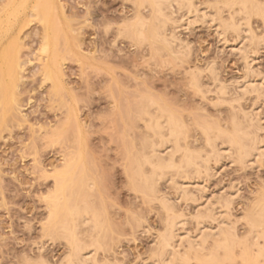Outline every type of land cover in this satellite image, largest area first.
I'll list each match as a JSON object with an SVG mask.
<instances>
[{
	"label": "rangeland",
	"instance_id": "obj_1",
	"mask_svg": "<svg viewBox=\"0 0 264 264\" xmlns=\"http://www.w3.org/2000/svg\"><path fill=\"white\" fill-rule=\"evenodd\" d=\"M222 1L196 0L199 8H203L204 12L213 13V9L217 10L219 8L222 19H224L223 17L228 19L227 16L231 12L228 13L229 8L224 6ZM8 2V0H0V13ZM54 2L56 5L55 10H58L57 18L60 19V23L63 25H61L63 33L65 34V37L61 40L66 38L63 42L60 41L58 43V47L56 45V49H58L57 56L59 55L60 59H63L60 60L62 61L61 65L59 64L60 61L57 65L58 69L62 70L59 71V74L63 72L59 75L60 88L62 86L63 88L61 89L64 90V92H60L62 94L57 95L56 92L58 93L61 89L59 88L60 90L56 91L51 88L50 80L46 81L47 79H43V73L45 72L42 71V68L47 63L48 60L46 61L45 59L46 57L48 58L49 54L45 55L40 48H42L44 32L47 34L50 31V28H47L50 27L48 26L50 23H44V25V21L38 20L39 18L36 14L34 15L35 11L30 9L32 1L28 2L22 11L21 21H24H22L21 27L20 24L14 27V34L17 30L18 37L20 34V39L17 41L19 42L17 44L18 49H16L19 54L20 65H22V67L20 66L22 70H19L22 78H19L21 82L17 81V89L15 88L16 92L14 91L15 100L17 99L14 105L16 107L18 104V107H12L14 110L10 109L11 113H6L5 117L2 118L3 121H0V264H40L43 261L44 263L60 264L65 260L66 255L69 254L70 248L66 241L58 236L60 235L58 234L59 232L56 234L58 238L55 234H52L55 237H49V235H46L47 232L44 227L45 225L47 226L46 216L48 214L49 197L53 196L52 193L55 189L54 176L56 177L57 170L63 167L62 165L66 162L65 159L70 158L71 153L69 154V152L73 151L76 146L72 147L75 144L84 145L83 147L78 146L81 149L77 148V151L81 152V156L86 151L81 160L83 165L88 168L87 170L85 167L86 172L90 169L89 175L95 181V186L90 192L92 197L88 196V199H91L90 201L87 199V201L93 203L91 205L92 209L96 208L99 211L98 213L101 214V220L103 221H101L103 223L102 228L98 231L99 233L97 232L100 235L98 236L101 245L95 251L97 261L100 260V264H144L146 261V264H153L150 260L149 255L151 253L149 250H151L150 247L154 243L153 240H155L157 232L162 230V224H164L162 213L164 212L158 205V200L149 202L147 198L150 195L143 197L145 194L142 195V192L138 190L136 192L132 189L130 186L132 182L127 172L129 162L128 166H126L127 161H130L131 153L134 154L140 144V147H142V140H140L141 136L139 135L142 133L147 137L146 134L151 133L148 130H144L146 127H144L145 125L143 126V123H145L147 118L143 119V117L139 116L142 115L139 109L142 110L141 106L145 105L139 100L143 98L139 97L147 94L152 95V98L159 99V101L157 99L154 101L158 104L160 103V107L165 104L167 110H171L169 112L176 114L177 119L181 117L183 126H186L185 128L182 127V129L187 131L184 133H187L188 144L192 143L190 145L191 148L193 146L197 147L196 149L193 147L194 150L205 147L202 141L205 138L202 136L203 133H200L201 128L200 130L198 128V125L200 126L202 123L201 119L203 122L209 120L210 124H217L219 127L223 124L224 126L222 127L226 128L228 125L226 120L228 121L230 112V107L228 109V106H230V101L234 99L237 100L239 98L240 100L237 102L233 101L234 103L231 102L233 104L231 106L236 105L235 107L238 110L240 109L239 112L233 107L235 111L237 110L236 114L239 113V117L240 115L242 117V109L247 112L255 105L254 108L259 109L257 110L260 112V117L263 118L261 124L264 127V95H261L264 91L261 89L262 91L260 90L259 94L263 101L258 96L255 97V92L242 96V91L237 90L238 88L236 89L235 87L236 83H234L244 76L242 75L244 73L242 60L244 59L243 55L246 54L254 60L251 62L254 73H250L249 77L256 81H259L261 77L264 80V36L262 34L264 32V21L261 16L256 14L249 17V21H247V15L237 14L238 6H234V11L237 10L236 16L234 13L232 14L236 18L235 22L244 24L242 27L248 22L249 28L244 31H235V33L232 30H224V41L218 42L215 26L211 27L209 23H202V19H198L200 13L197 19L195 18L194 22L189 25L188 30L177 28L175 20L180 19V14L184 9L180 10L175 3H172L171 9L167 8L164 11L165 13L167 11L165 16L169 15L170 19L169 21L167 19L168 23L165 22V28L163 27L164 30L162 29V31L169 38L168 35L172 30L173 33L171 32L170 35L175 33L174 35L178 36L177 38L181 42L183 41V47H185V49L183 47L180 48L182 51L178 50L179 52H177L179 46L177 45V47H174L177 53L174 52L176 54H173L168 51L169 48H164L166 46L164 44L162 46L160 42H152L151 44L154 45L147 41L140 45L136 42L138 44L136 45L135 41L124 37V33L122 36V32L126 30V27H124L125 30L122 28L123 25L131 21V16L134 17L133 14L136 11L135 8H137V6L134 7L135 3L133 5V0H54ZM145 5L146 7H144ZM140 9L141 13L143 12V15H146L147 19L150 20L152 13H149V11L151 12L149 6L144 4ZM229 10L233 12L232 9ZM59 14H61V17ZM62 17L67 22H64ZM25 22L26 24L28 22V24L24 25ZM153 22L155 23L154 19ZM64 24L67 25L65 26ZM44 26L47 30H45ZM119 27L121 30H119ZM118 30L120 31L118 35H121L117 38L116 31ZM244 32H246L248 37L246 34L243 35ZM250 32L254 39L250 36ZM64 42H66L65 45ZM239 47L244 53H239L237 50ZM64 49L67 52H64ZM59 56L55 60H59ZM89 62L92 63L90 64ZM210 67L215 70L216 74L218 73L216 76L218 77L217 80H213L209 71H207L211 69ZM191 72L195 73V76ZM190 75L198 77L196 80L199 85H197L198 88L193 83L191 86L189 85L195 81L191 79ZM222 86L225 88L223 96L218 92ZM54 91L56 92L53 93ZM231 92L233 93L231 94ZM239 94L242 95L240 96ZM218 97L223 100H218ZM72 98H74L75 106ZM224 99L226 100L224 101ZM137 101L139 102L138 105L142 104L139 108L137 107ZM221 101H224V104ZM152 107L154 109V106H151V110H148L151 113L153 112ZM136 111L140 112V114ZM8 114L10 115L8 116ZM174 114L172 115L174 116ZM65 117L67 120L69 119L70 123L73 118L78 121L75 124L76 128L82 126L77 128L80 131L78 133V142L74 140L75 136H73L74 138L72 137L76 133L67 134L66 131L69 129L67 128V124H69L67 121V124L64 123L62 127H59L60 131L63 132L59 131L60 135H57L59 129L55 128H58V124H63L64 120H66ZM194 120L199 121V124ZM77 123L79 124L78 126ZM73 125L74 122L68 127ZM75 127L73 126L72 128L74 129ZM54 129L55 132L57 131L55 134H53ZM70 130H68L69 133ZM51 131L53 132L51 133ZM51 134L55 136L53 137ZM61 134L63 135L61 136ZM259 134L264 139L262 130ZM144 136H142V139ZM152 136L150 137L151 141L153 140ZM165 136H167L165 138H168V135ZM156 137L153 136L154 139ZM53 138L55 140H51ZM72 138L75 143L71 142L73 141ZM157 138L155 139L156 141L159 140ZM219 139L216 140L218 148H220V145L223 146L224 142H221L223 138ZM126 145L128 149H131L129 157L126 155L128 151ZM206 147L208 146L206 145ZM139 149L137 150L138 153L137 151L135 153L136 156L141 151V148ZM160 149L162 154L164 147ZM167 149L170 150V147ZM205 149L208 150L207 148ZM169 150L167 153H170ZM147 151L150 152V150ZM204 151L200 152L199 150L201 157H203ZM233 151L230 152L229 150L230 153H233L230 154L228 152L229 155L224 152L222 155L224 157H222L220 165L217 167L214 166L215 162L210 161V165L216 168V175L212 176L211 172H209L211 176L202 175L203 178L198 175L203 181L197 177V174L195 176L194 173H189L190 175L188 176L187 173L189 171L184 175L182 174L184 172L178 173L182 174L184 178L177 174L173 176L174 174L172 173L167 174L166 178H174L169 181L173 182L175 180L176 182L178 180V184L181 182L184 184L186 179L189 178L184 185L188 186L197 197L199 196L196 194L194 184L201 183L204 186L206 185V196L211 201H213L212 199L215 201V197L218 195L220 196V194L232 190L231 188L235 189V194H233L234 196L229 206L230 209H224L225 207H222L224 205L222 199L220 200V210L223 213L221 212L219 215L226 218V223L228 221L233 223L238 234L242 235L248 230V225H246L248 218L255 216L260 206L264 203V158L263 160L259 158L260 165L257 158L256 165V159L252 164H250L251 161L247 162L246 160L238 162L237 154L235 155L236 152L234 153ZM209 153L207 151V154ZM207 154H204V156ZM166 156L168 157V155ZM178 156L180 154H177V159ZM233 157L234 159H232ZM84 162L86 163L84 164ZM131 165L130 167L132 168L133 165ZM147 167H145L146 169L142 167L143 170H146V173L149 169ZM131 171L129 172L130 174L132 173ZM190 172L192 171L190 170ZM170 174H172L171 178L168 177ZM166 178L157 182V190L160 189L159 194H157L158 196L164 194V196L171 198L170 200L175 201L173 185L168 180L165 181ZM181 178L186 179L181 181ZM183 201L180 200L175 203V210L178 209V212L179 210L182 211L188 217L189 213L194 212L195 206L191 201ZM98 216L100 215L98 214ZM192 222V220L188 219L185 223V228L193 231L194 224ZM213 224L216 225L215 222L212 223V226H214ZM80 238L84 240L83 242H89L84 232L80 234ZM87 243L85 242V244ZM259 244L262 248L260 261L261 264H264V242L262 239H259ZM237 264L240 263L238 262Z\"/></svg>",
	"mask_w": 264,
	"mask_h": 264
},
{
	"label": "bare ground",
	"instance_id": "obj_2",
	"mask_svg": "<svg viewBox=\"0 0 264 264\" xmlns=\"http://www.w3.org/2000/svg\"><path fill=\"white\" fill-rule=\"evenodd\" d=\"M8 1L9 2L3 7V10L1 9L2 11L0 13V108H1L0 121L2 120L3 117H5L6 113H9V112L11 113L10 109L18 107V104L16 107L14 105V104H16L15 101L17 100V99L15 100L14 91L16 92V89H17V87H16L18 84L17 81H19V78L20 79L22 78V76H20L21 73L19 72L22 65H20L21 62L19 61L20 58L18 56L19 54L17 51V49H18L17 44L19 43L17 41H19V39H20V34L18 37L17 36L18 30L14 34V29H15L14 27L18 24H20V27H21L22 21H24V20L21 21L22 11L26 7L27 3L30 1H32V6L30 9L35 11L34 15L36 14V16L39 18V19L38 18L37 19L39 21L42 20V22L44 21L43 24L44 23H50V25H48L50 27H47V28H50V31L47 32V34H45V32L43 31L44 32L43 42L44 41L45 42L44 43L42 42V46H41L42 48H40L41 52L43 51L45 55L46 54L47 55L49 54V56L51 55L50 60L48 59L49 58V56H48V58L46 57V59H45L46 61L48 60L47 63L46 64L44 63L45 65L42 64V65H44V67L42 68V71L45 72V73L42 72L44 75L43 79L44 80L47 79L46 81L50 80L51 81V88L55 89L56 91H59L61 88H63L62 86L60 88V83H59L60 82L59 75H61L63 72H60L61 74H59V71H62V70L61 69L59 70L58 66H57L59 61L63 60V59H60L59 55H58L59 60L56 59L57 60L56 61L55 58L58 57L57 56L58 49H56L58 47V43L60 41L63 42L66 38L64 40H61V39H63V37H65V34L63 33V28H62L63 25L60 23V19L57 18L58 17V14H57L58 10L57 11L55 10L56 5H55L54 0H8ZM222 2H223L224 6H227L229 9L233 10V12H232L231 10L228 9V13L231 12L228 14L229 16H227L228 19H225V17H223L224 19H222L221 12H220L219 8H217V10H214V9H213V11L211 10L213 13L204 12V10H202L203 8H201V7L199 8L196 0H133V5L135 3L134 7L137 6V8H135V10L137 12L134 10L135 11V13L133 14L134 17L130 15L132 17L131 21L133 20L132 22L128 21L126 19L130 23L127 22V24L123 25L122 28L126 27V30L124 28L125 32L121 31L122 36L125 34L124 37H127V39L130 38L131 40L135 41L136 45H138L137 43H139V45H140L146 41L150 44L152 42L153 43L154 42H160L162 44V46H163V44H164V46H166L164 48H169V50L168 49H166V50H168L170 53L176 54L177 52H179L178 50H181L180 48L183 47V43H182L183 41L181 42V40H179V38H177L178 36L176 37L174 35L175 33L170 35L172 30L170 31V33L168 32L169 38H167V36L164 34L165 32L162 31V29L164 30V28H165L164 27V25L166 24L165 22H167V19H168V21L170 19V17H168L169 15L165 16L167 11H166V13L164 11H165V9L170 8L172 3L173 4L175 3L180 10L184 9V11L180 14V19L179 20L177 19L178 21L175 20L177 22L176 23L177 28L180 27L183 30H188L189 25L192 22H194L195 18L197 19V17L199 16V13H200V17H198V19H202V23H204V24L209 23L211 27L215 26V31H216L215 33H216L218 42L224 41V36H223L224 30H232L234 33H235V31L238 32L240 30H242V31L248 30V28H249L248 22H246L245 23L246 25L243 27H242V25H244V24H240L238 22L237 23L235 22V19H236L235 13L237 12V10L234 11V8L237 6H238L237 7L238 8L237 14L247 15L246 16L247 21H249L248 18L253 16V14L261 16V19L264 21V0H261V1L260 0L259 1L258 0H224ZM56 4H58V3H56ZM144 4H147V6H149V8L151 9V12L149 11V13H152L151 14L152 16L150 15V20L152 19L151 21L147 19L148 17L146 15H143V12L141 13L140 8ZM144 7H146V5ZM55 11H56V13H55ZM208 11H210V10H208ZM233 13L235 16L232 15ZM55 14H57V15H55ZM59 15L61 17V14H59ZM153 19L155 20V23L153 22ZM63 20H64V18H63ZM63 20H61V22H63ZM239 20H241V19H239ZM28 21H30V20L28 19ZM65 21L66 20H64V22ZM27 24H28V22H27ZM27 24L25 22L24 25H27ZM43 24H42V26H43ZM65 26H64V28H65ZM44 27H43V30H44ZM47 28L45 27V30H47ZM119 30H121L120 27H119ZM119 30L116 31L117 38L119 35H121V34L118 35V32H120ZM71 31H73V30H71ZM160 31H162L163 33ZM165 31H167V30H165ZM249 31H250V29H249ZM19 32H20V28H19ZM240 33H238V34H240ZM244 34H246V32H244L243 35ZM262 34L264 36V32H262ZM246 35L244 36L245 39H246ZM252 35H253V33H252ZM73 36H75V35L73 34ZM250 36H251V32H250ZM247 37H248V35H247ZM251 37H252V39H254L253 36H251ZM70 38H71V36H70ZM242 39H244V38L242 37ZM177 40L180 42H178ZM175 42H177L178 44ZM73 43L75 44V42H73ZM65 44H66V42H64V45ZM68 44H69V42H68ZM74 44H71V45H73L74 47H77ZM56 45H57V47H56ZM151 45H154V44H151ZM177 45H179V46L182 45V46L181 47L178 46L179 49L177 48V52H176V48L174 49V47H177ZM184 46H185V43H184ZM152 47H155V46H152ZM60 48H63V47H60ZM65 49H67V48H65ZM65 49H64V52H67V51H65ZM183 49H185V47H183ZM237 50L239 51V53L242 52L240 47ZM153 52H154V50H153ZM174 52H176V53H174ZM183 53H184V51H183ZM242 53H244V52H242ZM250 53L252 54V52H250ZM82 55H85V54H82ZM243 56H244L243 57L244 61L242 60V62L244 63V65H243L244 66L243 67L244 73L242 75H244V76L239 81L234 82V83H236L235 87H236V89L238 88L237 90H239L240 92L242 91L241 92V93H243V95L241 94L242 96H244L245 94H248V93H254L255 92L254 93L255 97L258 96L260 98V96H259L260 90L262 89L264 91V83H263L264 80L262 79V77H261V79L263 81L261 79H259V81L258 80L257 81L252 80L249 77L250 73H252V72L254 73V70L252 69V66H251V62H253L254 60L248 54L243 55ZM84 60H86V59L84 58ZM61 62L62 61H60V63H59L60 65H61ZM94 65H96V64H94ZM100 66H101V64H100ZM210 68L211 69L207 68V69H209L207 71H209L211 78H213V80H215V79L217 80L218 77H216V76L218 73L216 74L214 72L215 70H213L212 67H210ZM100 69H101V67H100ZM257 71H258V69H257ZM258 72L260 73V71H258ZM192 75L195 76V73L194 74L192 73ZM192 75H190L191 79L193 81L194 80L195 81L191 82L192 81L191 80L190 81L191 84H189V85L191 86L193 83V85L198 88L199 85H198V82H196L198 77L196 78V77H193ZM197 75L199 76V74H197ZM192 77L195 79H193ZM255 79H257V78L255 77ZM19 82H21V81H19ZM199 82H201V81H199ZM194 83H196V84H194ZM194 86H192V87L194 88ZM224 89L225 88H223V86H222V88L218 91L222 94V96H223V94H225ZM236 89H235V91H236ZM56 91H54L53 93H55ZM61 91L64 92V90L61 89L58 93L56 92V94L57 95L62 94V93H60ZM226 93H227V91H226ZM232 93L233 92H231V94ZM139 94H142V93H139ZM139 94H138V96H140ZM261 95H264V92ZM13 96H14V99H13ZM142 96H140L139 98H143V99L142 100L139 99V100L141 101V103H143L145 105L144 106H141L142 104L138 105L139 102L137 101V107L138 108H139V106L142 107L141 108L142 110L139 109V111H141L142 115H139V116L143 117V119L147 118L146 121L143 120L142 118L141 119L143 121H145V123H143V126L145 125L144 127H146V128H144V130L145 131L148 130L151 133L150 134L145 133L147 135V137L144 136L142 133H141L142 135L141 134L139 135V136H141L140 140H142V147H140L141 144L139 145V148H141V151L139 153L140 155L139 154H137V156L135 155L136 151L140 150L139 148L133 154L130 151L131 149H128V146L126 145V148L128 150L126 155H128V157H129V155L131 153V155L129 157L130 161H127L126 166H128V162H129V166L127 167L129 169L127 172H128V175L130 176V179H131V180L130 179L129 180L132 182V183L129 182L132 189H134L136 192H137V190L142 192L143 193L142 195L145 194L143 197H145V196L147 197L150 195V197L147 198V199H149V202L150 201L152 202V200L153 201L158 200L157 201L159 203L158 205L160 206L161 209H163V211L162 210L161 211L164 212V213H162L164 216V217H162L164 220V224H162V226H163L162 230H159L157 232V234L155 236L156 238L154 237L155 240H153L154 243H153V245L151 244V246H152V247H150L151 250H149L151 253V255H149L151 263H153V264H191V263H193V264H237L239 262L240 264H261L260 257L262 256V248H261V246H259L260 245L259 239H262L264 242V203L260 206V208H259V210L255 216H253V217L251 216L250 218H248L247 224H246V225H248V230L246 231L247 233L245 232V234L239 235L234 224L230 223L229 221H228V223H226V221H225L226 218L219 215L222 212L220 210L221 206L219 205L220 200L222 199V202L224 204V205H222V207L224 206L225 207V208L223 207L224 209H226V208L230 209L229 206H230L231 200L234 196L233 194H235V191H234L235 189L231 188L232 190H228L227 193L225 192L224 194H220V196L218 195L219 197L218 196L217 197L220 199L215 197V201H214V199H212L213 201H211L206 196V192H207L205 189L206 185L204 186L201 183H200L201 185L200 184H196V185L194 184V188L196 189V192H197L196 194H198L199 197H197V195L193 194V191H191L188 188V186L184 185V184H186L187 180L189 179L187 177V175L189 176L192 173H194L195 176L197 174L198 178L200 175H201V177H202V175H205V176L210 175L209 172H211L212 176L214 174L216 175V172H215L216 168H214L212 165H210L209 162L213 161V162H215L214 166H216V167L219 166L222 157H224V156H222L223 153L224 152L228 153L229 150H230V152H232L233 150H234L233 151L234 153L236 152L235 155L237 154L236 157L238 158L237 160H239L238 162H240L241 160H243L241 162H244L246 160L247 162L251 161L250 164H252V163H254V160L257 158L258 163L260 165L261 162H259V160H260L259 158H261V160H263V158H264V139H263V137H261L262 133L259 134V132H261V130H262V132H264V127L261 124V120L263 118L260 117V112L258 111L259 109L257 108L258 105L256 106V108L258 110L254 108L255 107L254 104H253L254 105L253 108L252 109L250 108L251 109L250 111L245 112L242 109L241 110L242 117L240 115V117H241L240 118L238 116L239 113L236 114L237 113L236 111L238 110L235 107L236 105L231 106V105H233L231 102H233V101L237 102L239 100V98L237 100L234 99L233 101L229 100L230 106H228V109L230 107V112L228 115V121L226 119H224V120H226V122L228 124V125L227 124L226 125L229 126V127L226 126V128L222 127V126H224L223 124H222V126L220 125V127H219V125L217 126V124H215L216 125V127H215V125L210 124L208 122L209 120H207V122L209 123L208 124L206 122V120H205V122H206L205 123L201 119V122L203 124L201 123L200 126L198 125V128H199V130L201 128L200 133L201 134L203 133L202 136L205 138V140L204 139L202 140L204 142L203 146L205 145V147H201V148H198V150H194L193 147H195V149L197 147L193 146L191 148L190 145L192 143L190 145L188 144L189 140L186 139L188 137L187 133H184L187 131H186V129H182V127L185 128L186 126H183L181 117L179 118L180 119V121H179V119L176 118L177 117L176 114H174L173 112H169V111H171L169 109L167 110L165 104H162L164 106V107L162 106L163 107V109H162V107L159 106L160 103L158 104L157 102H155L157 98L156 99L152 98V95L150 96L147 94L145 96L144 95H142ZM219 98H221V97H218L217 99L223 100V99H219ZM72 99H73L72 100V102H73L74 98H72ZM225 100L226 99H224V101ZM257 100H259V99H257ZM261 100L263 101V99H261ZM157 101H159V99H157ZM224 101H221V102H223V104H224ZM145 102H147V103H145ZM228 104H229V102H228ZM257 104H259V103L257 102ZM74 106H75V103H74ZM151 106H154V109L156 110V112H155L156 114L154 113L155 110L153 109V107H152V109H153L152 113L153 114L151 113V111L150 112L148 111L149 109L151 110V108H150ZM231 107L232 108L234 107L237 110L235 111V109L234 108L232 109ZM168 108H170V107H168ZM231 109H232V111H231ZM244 109H245V107H244ZM233 110L235 111V113ZM67 111H68V109H67ZM238 111L240 112V109ZM16 112H17V109H16ZM136 112L140 114V112H138V111H136ZM231 112H233V113H231ZM172 114H174L175 117ZM230 114H232V115H230ZM9 115L10 114H8V116ZM13 115H12V117H13ZM73 115H74V113H73ZM145 115H146V117H144ZM67 117H69V116H67ZM73 120H74V118H73ZM73 120H71V123L74 122L73 126L75 127L76 126L75 124L78 121H75V120L73 121ZM198 120H200V119H198ZM66 121L69 124H67ZM194 121L197 122V120H194ZM64 123H66L68 126H70V124H71L69 119L67 120V118H66V120H64L63 124L61 123L60 124L61 126L58 124V126H57L58 128H55V129L58 130L59 127H62V125H64ZM197 123L199 124V121ZM78 125L79 124L77 123V126ZM68 126H67V128H69L68 130H70V128H71V130H73V131L70 130V133L67 129H66L67 131L66 130L65 131L67 132L68 135L76 133V134H73L72 137L75 136V138L74 137L73 138H74V140H77L76 142H78L79 141L78 140L79 139L78 133L80 131H78L79 129H77V128H81L82 126L81 127L79 126L77 128L75 127L77 132H76L75 128L74 129L72 128L73 126H71V127H68ZM212 126H214V127H212ZM55 129H54L53 134L57 133V131L55 132ZM59 131H60V129L58 130L57 135H60V132L61 133L63 132V131H60V132ZM52 132L53 131H51V133ZM63 134H61V136ZM152 134L154 137L155 136L158 137V138L157 137L156 138H157V140L159 139L158 140L159 142L155 140L156 138L155 139L153 138ZM164 134L168 135V138H165L167 136H165ZM150 135L152 136V139H153L152 141L150 139V137H151ZM52 136L54 137L55 135H52ZM52 136H51V138H52ZM142 136H144L143 139H142ZM73 138H72V140H73ZM221 138H223L225 140H223V139L221 140ZM185 139H186V141H185ZM218 139L221 140V142L224 141L225 145L223 142V146L220 145V148H218L217 147L218 145H216V140H218ZM51 140H55V139L53 138ZM74 140L71 142L75 143ZM138 140H139V138H138ZM79 143H81V142H79ZM140 143H141V141H140ZM148 143H149V145H148ZM206 145L209 148L206 147ZM78 146L83 147L84 145L82 146V145H76L75 144L72 147V148L75 147L74 148L75 150L73 149L74 152L72 150L69 152V154L71 153L70 158L65 159L66 162L62 165L63 167L61 169L57 170L58 172L56 171L57 175L55 174L56 177L54 176V178H55V181H54L55 189L53 192L54 194L52 193L53 196L49 197L50 199L48 201L49 205H48V212H47L48 214L46 216L47 226L45 225L44 230L47 232L46 235H49V237H51V236L55 237L56 234L59 232L58 234H60V235H58V236H60V238L62 237V239H64V241H66V243L68 244V247L70 248L69 254L66 255L65 260L63 262H61L60 264H100L99 263L100 260L97 261V259L95 257L96 256L95 251L101 247L100 241H99L100 235L97 234V232L100 231V228H102L103 223H101V221H102L101 220V214L98 213L99 211L96 208L92 209L91 205L93 203L89 202L91 198L88 199L89 197H92V194L90 192L95 186V181L91 177V175H89L90 169L88 172H86L88 170V168L86 167V165L85 166L83 165V161L81 160V159H83L81 157H84L86 151H85L84 155L82 154L83 156H81V152L77 151V148L81 149V147L79 148ZM161 146L164 147V151L168 147H170V150L167 149L166 152L163 151L164 154L162 152V154H163L162 155L161 149H160V148H162ZM171 147H172V149H171ZM198 147H200V146H198ZM126 148H125V150H126ZM205 148H207L208 150H206ZM202 149H203V151L206 150V151H204V154H207V151L210 153L205 155V156L203 154L202 155L203 157H201L200 152H203ZM147 150H150V152ZM168 150L170 153H167ZM199 150H200V152H199ZM137 153H138V151H137ZM165 153H167V154H165ZM229 153H228V155H229ZM177 154H180V156H178V159H177ZM230 154H233V153H230ZM133 155H134V157H133L134 160L132 158ZM166 155H168V157ZM85 159L87 160V158H85ZM85 159H84V161H85ZM199 159H201V160L199 161ZM232 159H234V157ZM257 159L255 162V165L257 164ZM126 160H127V156H126ZM223 160H224V158H223ZM85 163L86 162H84V164ZM131 163H133L132 168L130 167ZM144 164H146V165H144ZM147 165H148V167H147ZM85 167L87 170L85 169ZM142 167H144V168L147 167L150 170L148 169L147 173H146V170H145L146 168L143 170ZM127 168H126V170H127ZM130 170H132L131 174L129 173ZM142 170L144 171V173ZM190 170L192 172H190ZM148 171H150V173H148ZM187 171H189V172L187 173ZM180 172H184V173H182L183 175L185 173H187V175H185V176L188 179L185 178L186 182L184 184H183V182L178 184L177 183L178 180L176 182H175V180H173V182L169 181L171 179H174V178L170 177L172 174H174L173 176H175V174H177L178 176L181 175L183 177L182 174H178ZM169 173H172V174L168 175V177L171 179L166 178L167 174H169ZM201 177L199 179H201ZM165 178H166L165 181L168 180L170 182V184L172 183L171 185H173L172 187L175 191V198H174V200L176 199L175 201L170 200L171 198L164 196V194L158 196L160 189L157 190V188H158L157 182L159 180H162ZM183 178H181V181L185 180ZM195 178H194V180H195ZM201 180L203 181V179H201ZM187 185H189V184H187ZM217 194H219V193H217ZM87 199L89 201H87ZM217 199H218V201H216ZM180 200L191 201L195 206V210L193 209L194 212L192 213L190 211L191 213H189L188 217H186L182 213V211L179 210V212H178L177 211L178 209L175 210L176 209L175 203H177ZM222 202H221V204H222ZM203 208H204V210H203L204 212L202 211ZM98 214L100 216H98ZM99 218H100V220H99ZM188 219L193 221L192 222L194 224V229H192L193 231H190V230L185 228V223H186V221H188ZM163 220H162V222H163ZM227 220H228V218H227ZM214 222L216 223V225L213 224L214 226H212V223H214ZM48 232H49V234H48ZM83 232L87 235V237L89 239V242L85 241L86 243L88 242L87 244H85V242H83L84 240L82 238H80V234H82ZM52 234H55V236H53ZM184 244H186V245L184 246ZM61 260H63V258H61ZM104 262H105V260H104ZM50 263H48V262L44 263V261H43L40 264H50ZM146 263H147V261L144 264H146Z\"/></svg>",
	"mask_w": 264,
	"mask_h": 264
}]
</instances>
